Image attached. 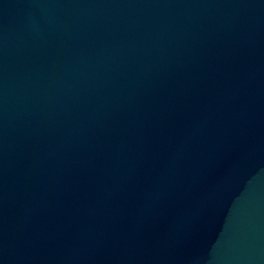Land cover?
Wrapping results in <instances>:
<instances>
[{"label": "water", "instance_id": "1", "mask_svg": "<svg viewBox=\"0 0 264 264\" xmlns=\"http://www.w3.org/2000/svg\"><path fill=\"white\" fill-rule=\"evenodd\" d=\"M0 264H264V0H0Z\"/></svg>", "mask_w": 264, "mask_h": 264}]
</instances>
